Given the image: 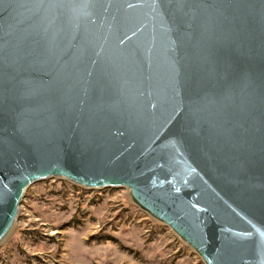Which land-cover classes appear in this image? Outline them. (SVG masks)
Segmentation results:
<instances>
[{
  "label": "water",
  "instance_id": "1",
  "mask_svg": "<svg viewBox=\"0 0 264 264\" xmlns=\"http://www.w3.org/2000/svg\"><path fill=\"white\" fill-rule=\"evenodd\" d=\"M55 177L264 264V0H0V240Z\"/></svg>",
  "mask_w": 264,
  "mask_h": 264
},
{
  "label": "rangeland",
  "instance_id": "2",
  "mask_svg": "<svg viewBox=\"0 0 264 264\" xmlns=\"http://www.w3.org/2000/svg\"><path fill=\"white\" fill-rule=\"evenodd\" d=\"M0 264H205L126 187L85 188L63 178L29 185Z\"/></svg>",
  "mask_w": 264,
  "mask_h": 264
},
{
  "label": "bare ground",
  "instance_id": "3",
  "mask_svg": "<svg viewBox=\"0 0 264 264\" xmlns=\"http://www.w3.org/2000/svg\"><path fill=\"white\" fill-rule=\"evenodd\" d=\"M128 190V189H127ZM129 191V190H128ZM129 194H130V191H129ZM18 212H19V205H18V207H17V214H16V218H17V216H18ZM16 218H15V220L12 222V224H11V226H10V229H9V231L7 232V234L5 235V237L8 235V233L11 231V229L14 227V225L16 224Z\"/></svg>",
  "mask_w": 264,
  "mask_h": 264
}]
</instances>
